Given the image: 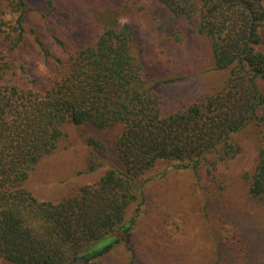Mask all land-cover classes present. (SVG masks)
Segmentation results:
<instances>
[{
	"label": "trees",
	"instance_id": "obj_1",
	"mask_svg": "<svg viewBox=\"0 0 264 264\" xmlns=\"http://www.w3.org/2000/svg\"><path fill=\"white\" fill-rule=\"evenodd\" d=\"M161 1L174 17L198 19L215 69L229 74L220 91L171 113L162 112L159 94L132 54L128 24L108 26L94 44L66 58L51 56L41 44L58 70L46 82L19 76L15 59L0 53V258L7 264H91L119 244L129 252L127 264H138L133 232L146 203V174L160 161L199 173L211 160L216 170L239 154L233 137L251 124L259 126L262 142L249 193L264 200V0ZM27 2L12 0L18 16L5 38L15 47L25 40ZM65 123L121 125L116 150L122 166L75 194L40 200L29 183L57 149ZM98 160L93 152L88 173L98 170Z\"/></svg>",
	"mask_w": 264,
	"mask_h": 264
},
{
	"label": "rangeland",
	"instance_id": "obj_2",
	"mask_svg": "<svg viewBox=\"0 0 264 264\" xmlns=\"http://www.w3.org/2000/svg\"><path fill=\"white\" fill-rule=\"evenodd\" d=\"M51 1L28 0L25 40L15 47L5 37L18 13L12 0H0V53L15 59L19 76L46 82L56 75L55 62L46 60L41 44L51 56L66 58L70 51L94 44L108 26L128 24L132 54L143 66L148 85L159 94L162 112L181 109L226 84L228 71L215 69L211 41L199 33L198 19L174 17L161 0ZM261 34L264 50V27ZM261 88L264 92V81ZM62 130L57 149L43 158L29 183L40 200L75 194L86 184L98 183L113 166H122L116 150L121 125L65 123ZM261 138L256 124L236 134L233 141L241 151L216 170L211 160L199 173L160 161L146 174V203L133 232L138 264H264V200L250 195L248 179L258 162ZM93 152L99 168L88 173ZM129 259L128 250L119 244L91 264H127ZM0 264L7 263L0 258Z\"/></svg>",
	"mask_w": 264,
	"mask_h": 264
}]
</instances>
